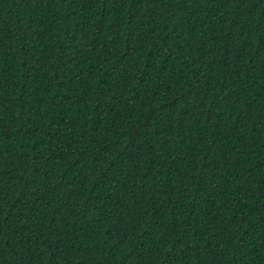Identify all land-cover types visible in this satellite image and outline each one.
<instances>
[{
    "label": "trees",
    "instance_id": "1",
    "mask_svg": "<svg viewBox=\"0 0 264 264\" xmlns=\"http://www.w3.org/2000/svg\"><path fill=\"white\" fill-rule=\"evenodd\" d=\"M0 264H264V0H0Z\"/></svg>",
    "mask_w": 264,
    "mask_h": 264
}]
</instances>
